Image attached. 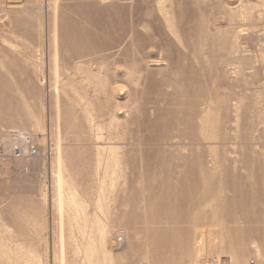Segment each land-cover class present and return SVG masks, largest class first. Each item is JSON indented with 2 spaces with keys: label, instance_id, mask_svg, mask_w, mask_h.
Wrapping results in <instances>:
<instances>
[{
  "label": "rangeland",
  "instance_id": "obj_1",
  "mask_svg": "<svg viewBox=\"0 0 264 264\" xmlns=\"http://www.w3.org/2000/svg\"><path fill=\"white\" fill-rule=\"evenodd\" d=\"M1 3L0 264H264V0Z\"/></svg>",
  "mask_w": 264,
  "mask_h": 264
},
{
  "label": "bare ground",
  "instance_id": "obj_2",
  "mask_svg": "<svg viewBox=\"0 0 264 264\" xmlns=\"http://www.w3.org/2000/svg\"><path fill=\"white\" fill-rule=\"evenodd\" d=\"M3 15V17H2ZM6 15H7V10L3 7L2 3H1V11H0V23L4 22L6 19ZM2 18V19H1ZM102 65V64H101ZM102 71H105L103 69H101ZM100 70V71H101ZM106 73V72H105ZM93 77V76H92ZM99 77V76H98ZM109 78V76H108ZM89 80V78H88ZM87 80V81H88ZM97 80V79H95ZM108 80V79H107ZM111 80V79H110ZM90 82V81H89ZM106 82V80H105ZM109 82V81H108ZM111 82V81H110ZM94 83V82H93ZM116 83V82H115ZM89 84V83H88ZM95 85V84H94ZM106 85V84H105ZM100 86V85H98ZM97 86V87H98ZM102 88V86H101ZM104 90V89H103ZM114 90V89H113ZM116 93V92H115ZM23 133V132H22ZM2 142V141H1ZM9 142V141H7ZM4 150H6L7 152L10 151V147L12 143H2ZM49 145V144H48ZM40 154V153H39ZM41 156V154H40ZM50 157V153L48 156V159ZM19 160V159H18ZM62 163V155L60 154V152H55V156L53 159V165H54V173H56V176H58V169H59V165ZM28 169V167H26ZM25 165L23 166V170L26 169ZM61 178V177H60ZM58 182V181H57ZM61 182V181H60ZM199 226V225H198ZM194 227V226H193ZM197 227V226H195ZM207 229V228H206ZM215 230V229H214ZM194 232V229H193ZM198 232V231H196ZM215 232H213L212 228L210 230L207 231H199L194 237V251H193V255H192V264H205L206 261V254L208 253V251L210 252V249H212V247H215V239L217 238V236L214 234ZM219 240V238L217 239ZM217 242V241H216ZM218 245V244H217ZM216 248V247H215ZM193 249V248H192ZM210 254V253H209ZM218 260V259H217Z\"/></svg>",
  "mask_w": 264,
  "mask_h": 264
},
{
  "label": "built area",
  "instance_id": "obj_3",
  "mask_svg": "<svg viewBox=\"0 0 264 264\" xmlns=\"http://www.w3.org/2000/svg\"><path fill=\"white\" fill-rule=\"evenodd\" d=\"M1 11V0H0ZM11 139L10 151L4 150L3 144L0 142V159L10 157L12 159L23 160L24 162L32 161L39 157V147L33 137L27 133L9 132L7 134ZM46 155V154H45ZM27 166L25 165V168ZM25 170H28L27 168Z\"/></svg>",
  "mask_w": 264,
  "mask_h": 264
}]
</instances>
